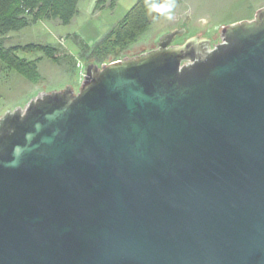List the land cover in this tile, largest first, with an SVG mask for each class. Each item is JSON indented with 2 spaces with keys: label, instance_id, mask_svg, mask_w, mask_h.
Returning a JSON list of instances; mask_svg holds the SVG:
<instances>
[{
  "label": "water",
  "instance_id": "obj_1",
  "mask_svg": "<svg viewBox=\"0 0 264 264\" xmlns=\"http://www.w3.org/2000/svg\"><path fill=\"white\" fill-rule=\"evenodd\" d=\"M185 31L0 117V264H264V8Z\"/></svg>",
  "mask_w": 264,
  "mask_h": 264
},
{
  "label": "rangeland",
  "instance_id": "obj_2",
  "mask_svg": "<svg viewBox=\"0 0 264 264\" xmlns=\"http://www.w3.org/2000/svg\"><path fill=\"white\" fill-rule=\"evenodd\" d=\"M135 1L117 0L113 9L106 7L94 11L95 0H83L79 7L80 14L68 25L55 21H39L6 36L3 41L5 46L34 43L57 47L59 63L49 60L39 52H18L19 57L27 60L40 58L39 78L36 82H31L0 60V117L16 107L24 109L39 94L61 91L66 85L77 93L83 81L79 76L80 68H85L90 63L79 58L72 36L77 35L92 46L123 17ZM261 8H264V0H177L129 49L128 57L154 49L163 34L180 29L179 24L183 19H188L186 31L176 36L171 45H181L197 36L196 40L206 39L210 47H213L212 44L220 41L221 29L251 20ZM69 57H73L75 66L68 65Z\"/></svg>",
  "mask_w": 264,
  "mask_h": 264
},
{
  "label": "trees",
  "instance_id": "obj_3",
  "mask_svg": "<svg viewBox=\"0 0 264 264\" xmlns=\"http://www.w3.org/2000/svg\"><path fill=\"white\" fill-rule=\"evenodd\" d=\"M79 0H0V60L8 68L31 82L39 78L38 61L27 60L18 52L30 54L39 52L44 57L59 63L58 48L47 44L28 43L5 46L3 41L10 33L17 32L39 21H55L68 25L77 15ZM117 0H95L94 11L113 9ZM177 0H136L123 17L96 43L89 46L77 35L73 41L78 56L87 63L102 65L128 57L129 49L160 18L163 13L155 12L154 6L169 7ZM69 66H75L69 57Z\"/></svg>",
  "mask_w": 264,
  "mask_h": 264
},
{
  "label": "clouds",
  "instance_id": "obj_4",
  "mask_svg": "<svg viewBox=\"0 0 264 264\" xmlns=\"http://www.w3.org/2000/svg\"><path fill=\"white\" fill-rule=\"evenodd\" d=\"M153 10L155 12H157V13H163V12L169 10V9L166 8L165 6L157 5V6H154V9Z\"/></svg>",
  "mask_w": 264,
  "mask_h": 264
},
{
  "label": "built area",
  "instance_id": "obj_5",
  "mask_svg": "<svg viewBox=\"0 0 264 264\" xmlns=\"http://www.w3.org/2000/svg\"><path fill=\"white\" fill-rule=\"evenodd\" d=\"M80 69L81 70H80L79 76H80V79H83L84 76H85V68L84 67H81Z\"/></svg>",
  "mask_w": 264,
  "mask_h": 264
},
{
  "label": "crops",
  "instance_id": "obj_6",
  "mask_svg": "<svg viewBox=\"0 0 264 264\" xmlns=\"http://www.w3.org/2000/svg\"><path fill=\"white\" fill-rule=\"evenodd\" d=\"M93 1H94V0H91V2H93ZM82 2H83V0H79V1H78V4H77L78 13H77L76 16H78V15L80 14V8H79V7L81 6ZM82 7H83V6H82ZM74 18H75V17H74ZM74 18H73V19H74Z\"/></svg>",
  "mask_w": 264,
  "mask_h": 264
},
{
  "label": "flooded vegetation",
  "instance_id": "obj_7",
  "mask_svg": "<svg viewBox=\"0 0 264 264\" xmlns=\"http://www.w3.org/2000/svg\"><path fill=\"white\" fill-rule=\"evenodd\" d=\"M179 30H184V31H185V29H184V28H182V29H179ZM175 37H176V36H175ZM175 37H174V38H175ZM156 46H157V45H156ZM209 46H210V45H209ZM155 48H156V47H155ZM155 48H154V49H155ZM149 51H150V50H149ZM141 54H142V53H141Z\"/></svg>",
  "mask_w": 264,
  "mask_h": 264
}]
</instances>
